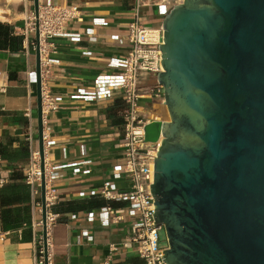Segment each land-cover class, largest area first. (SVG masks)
I'll list each match as a JSON object with an SVG mask.
<instances>
[{
  "label": "water",
  "instance_id": "water-1",
  "mask_svg": "<svg viewBox=\"0 0 264 264\" xmlns=\"http://www.w3.org/2000/svg\"><path fill=\"white\" fill-rule=\"evenodd\" d=\"M37 14L38 0H33ZM169 120H150L153 228L165 264H264V0H182L162 22ZM37 32L35 39L37 40ZM35 54L42 235L41 80Z\"/></svg>",
  "mask_w": 264,
  "mask_h": 264
},
{
  "label": "crops",
  "instance_id": "crops-1",
  "mask_svg": "<svg viewBox=\"0 0 264 264\" xmlns=\"http://www.w3.org/2000/svg\"><path fill=\"white\" fill-rule=\"evenodd\" d=\"M50 1L74 6L79 12V17L65 26V34L53 40L50 73L41 81L57 105L47 115L51 146L46 158L60 173L53 183L57 201L50 209L58 215L52 228L53 262L143 264L132 246H122L133 221L127 214L128 203L100 195L105 183L117 192L129 186L125 175L117 172L123 164V116L112 110L122 98L115 92L105 99L88 97L99 77L117 74L109 63L123 58L130 48L125 30L136 0ZM137 1L142 3L141 24L160 29L168 13L166 7L159 6L160 0ZM0 8L6 10L0 23L12 26L13 34L21 37L24 22L34 11L33 0ZM155 81L154 75H148L142 84L148 89ZM35 85V54L28 42L22 38L21 51L0 50V200L5 221L11 223L4 229L0 226V264H35L34 239L42 235L38 225L42 219L40 191L33 194L24 182L31 152L38 150ZM153 105L150 102L144 114ZM107 206L112 210L101 223L99 214ZM89 215L91 219L86 221ZM115 215L123 220L113 223ZM110 245L116 250L111 251Z\"/></svg>",
  "mask_w": 264,
  "mask_h": 264
},
{
  "label": "built area",
  "instance_id": "built-area-1",
  "mask_svg": "<svg viewBox=\"0 0 264 264\" xmlns=\"http://www.w3.org/2000/svg\"><path fill=\"white\" fill-rule=\"evenodd\" d=\"M23 0H18L21 3ZM182 0H160V7H166L168 11ZM142 3L136 0L131 9V21L125 30V38L130 45L127 54L121 59L110 61L109 66L116 69V75L99 77L93 87L90 88V99L108 98L111 92L118 93L125 104V113L122 119V142L123 155L122 167L117 172L125 175L128 181V189L125 191H114L109 183H105L100 195L109 201L127 202L129 205L128 215L133 218L130 225V236L122 243L124 248H130L143 261V264H165L161 257L163 249L159 245V230L153 228V197L149 191V185L153 180V160L159 145L144 141V126L153 120L151 115L144 114L146 109L141 105L142 100L162 99V87L155 81L150 88L142 84L144 77L156 75L162 71L160 60L161 52L158 45L162 43V28H145L139 17ZM165 14V10L163 9ZM79 17V12L74 6H59L50 0H38L37 14L34 11L29 14L24 22L21 37L28 42L32 52L38 49L40 63V80L42 81L50 73L52 60L50 54L54 53L53 40L65 34V26ZM37 32V40L35 33ZM42 83V82H41ZM41 121H42V143H43V178H44V204H45V239L39 235L34 239V261L35 264H54L52 228L57 223L58 215L50 209L56 204L57 192L53 183L60 177L57 168L47 162V152L50 148L49 127L47 115L57 109V105L49 93L41 85ZM84 94V93H82ZM149 111V110H148ZM68 167V166H67ZM40 157L38 150H33L30 156L29 166L24 174V182L31 187L33 194L40 191L41 182ZM3 180L0 179V186ZM111 207H105L99 214L98 221H107V213ZM41 212V209H40ZM91 219V215L86 221ZM123 220V216L112 217L113 223ZM42 226V221L38 223ZM110 250H116L110 245ZM110 261L109 258L107 262ZM106 262V263H107Z\"/></svg>",
  "mask_w": 264,
  "mask_h": 264
},
{
  "label": "trees",
  "instance_id": "trees-1",
  "mask_svg": "<svg viewBox=\"0 0 264 264\" xmlns=\"http://www.w3.org/2000/svg\"><path fill=\"white\" fill-rule=\"evenodd\" d=\"M0 50H8L12 52H17L22 50V37L16 36L13 34L12 26L6 23H0ZM113 112L116 114L120 112V115L123 116L125 113V104L121 100L117 101L112 107ZM113 113V114H114ZM21 186V185H20ZM4 204L0 200V226L1 229L6 228L9 224L5 221L6 215L4 211ZM28 224V223H26Z\"/></svg>",
  "mask_w": 264,
  "mask_h": 264
},
{
  "label": "rangeland",
  "instance_id": "rangeland-1",
  "mask_svg": "<svg viewBox=\"0 0 264 264\" xmlns=\"http://www.w3.org/2000/svg\"><path fill=\"white\" fill-rule=\"evenodd\" d=\"M18 2V0H13V1H10V2H6L5 0H0V5H2V6H4V5H6V4H12V3H17ZM2 9V8H1ZM4 12H6V10L4 9L3 10ZM5 20V19H4ZM3 20V21H4ZM1 22V21H0ZM163 100V96H162V99H153V109H151V110H149V115H151L152 116V118H153V116H155V115H157V112H161V109H158L157 107L159 106V105H161V101ZM141 105L143 106V107H146V108H150V102L149 101H143V102H141ZM160 118L161 119H159V120H164V121H167V119H163L162 118V116H160ZM159 245L160 246H162V247H164V246H166V242H165V236H164V232H163V230L162 229H160L159 230Z\"/></svg>",
  "mask_w": 264,
  "mask_h": 264
},
{
  "label": "bare ground",
  "instance_id": "bare-ground-1",
  "mask_svg": "<svg viewBox=\"0 0 264 264\" xmlns=\"http://www.w3.org/2000/svg\"><path fill=\"white\" fill-rule=\"evenodd\" d=\"M5 1L6 2H10V1H13V0H5ZM4 19H5V13L0 8V21H3ZM160 103H161V105H159L157 108L161 109V112H157V115L153 116V118L155 120H159V119H161L160 116H162L163 119L165 118V119L169 120L167 109H166L165 105L163 104V100ZM158 141L160 143V140H158Z\"/></svg>",
  "mask_w": 264,
  "mask_h": 264
}]
</instances>
